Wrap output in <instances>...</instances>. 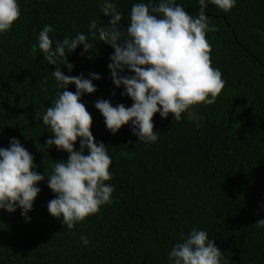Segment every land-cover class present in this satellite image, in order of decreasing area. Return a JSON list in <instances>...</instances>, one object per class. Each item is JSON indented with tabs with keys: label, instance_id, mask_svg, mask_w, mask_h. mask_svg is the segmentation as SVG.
I'll list each match as a JSON object with an SVG mask.
<instances>
[{
	"label": "trees",
	"instance_id": "1",
	"mask_svg": "<svg viewBox=\"0 0 264 264\" xmlns=\"http://www.w3.org/2000/svg\"><path fill=\"white\" fill-rule=\"evenodd\" d=\"M127 27L131 5L137 0H113ZM186 12L198 15V0H176ZM21 15L10 31L0 35V147L15 137L34 156L36 171L51 173L54 163L68 153L44 147L52 135L34 119L37 107L51 106L57 96L51 71L39 51L31 54L38 32L49 24L55 39L87 33L96 19L107 26L110 17L100 11L99 0H19ZM212 67L226 81L212 105L197 104L176 121L173 114H154L159 139L145 145L124 125L112 134L94 107L100 98L115 106H131L121 96L107 65L111 46L96 41L81 55L80 45L67 59L71 72L97 73V91L81 97L93 118L91 132L108 146L115 185L112 203L74 229L51 216L48 202L55 194L47 177L25 221L21 210H0V264H167V253L197 227L209 233L228 264H264V0H237L230 12L215 5L206 9ZM124 75L131 74L125 70ZM46 86L47 91L44 90ZM75 92V85H69ZM63 91V89L61 90ZM115 93V95H113ZM79 149V140L75 144ZM87 153V150H86ZM90 241L87 247L80 236Z\"/></svg>",
	"mask_w": 264,
	"mask_h": 264
},
{
	"label": "clouds",
	"instance_id": "2",
	"mask_svg": "<svg viewBox=\"0 0 264 264\" xmlns=\"http://www.w3.org/2000/svg\"><path fill=\"white\" fill-rule=\"evenodd\" d=\"M198 3V15L193 16L176 0H137L131 5L125 28L120 23L123 14L113 0H99L101 13L110 17L108 25L101 26V21L92 19L87 33L77 32L72 37L63 36L62 40L50 36L54 28L44 25L36 43L31 45V54L39 51L47 64L56 66L51 75L57 96L51 106L37 107L34 119L42 120L52 134L44 144L45 149L55 146L58 151L68 153V157L56 161L51 173L41 174L36 171L33 154L19 139L11 137L7 148L0 147V210L12 213L19 208L28 222V213L41 191L38 184L46 177L47 186L55 194L47 204L48 212L62 219L68 230L97 214L101 206L112 203L115 185L106 183L113 175L112 157L108 146L95 140L91 132L93 118L81 100L84 94L97 91L93 80L101 77L97 73H89L90 78L82 73L70 76L61 70L64 65L72 71L74 65L67 56L78 46H83L81 55L93 50L97 40L114 50L107 67L114 86L123 87L120 95L130 97L132 104L113 106L104 98L94 102L112 134L128 125L138 141L154 144L160 133L154 131V114L167 118L171 113L173 119L180 121L182 113L192 106L216 102L226 81L220 69L212 67L207 34L218 28L210 24L206 9L215 5L227 13L237 0H198ZM20 15L19 0H0V35L10 31ZM125 70L131 74H122ZM69 85H75V92L68 90ZM44 90L47 91L46 86ZM254 225L264 228V219ZM79 239L84 247L90 243L86 235ZM167 264H228V260L206 230L193 227L187 234L181 233L172 245Z\"/></svg>",
	"mask_w": 264,
	"mask_h": 264
}]
</instances>
